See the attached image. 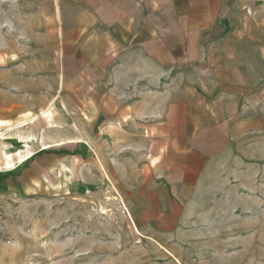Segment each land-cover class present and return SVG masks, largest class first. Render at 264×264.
Here are the masks:
<instances>
[{"label": "crops", "instance_id": "1", "mask_svg": "<svg viewBox=\"0 0 264 264\" xmlns=\"http://www.w3.org/2000/svg\"><path fill=\"white\" fill-rule=\"evenodd\" d=\"M68 1L64 98L96 121L86 183H110L156 264H232L262 238L264 124L226 44L244 30L217 25L264 0Z\"/></svg>", "mask_w": 264, "mask_h": 264}, {"label": "rangeland", "instance_id": "2", "mask_svg": "<svg viewBox=\"0 0 264 264\" xmlns=\"http://www.w3.org/2000/svg\"><path fill=\"white\" fill-rule=\"evenodd\" d=\"M67 8L68 0H0V150L15 159L30 137L34 152L0 171V264H156L153 241L144 239L110 183L100 182V192L86 183L95 168L80 162L85 145L77 141L86 140L87 130L94 137L96 121L84 105L64 98L56 28ZM235 8L238 14L217 28L244 30L226 44L232 62L246 64L239 71L248 79V103L264 124V2ZM23 120L28 124L8 130ZM240 251L232 264H264V214L261 242L248 239Z\"/></svg>", "mask_w": 264, "mask_h": 264}, {"label": "bare ground", "instance_id": "3", "mask_svg": "<svg viewBox=\"0 0 264 264\" xmlns=\"http://www.w3.org/2000/svg\"><path fill=\"white\" fill-rule=\"evenodd\" d=\"M35 120V118L34 117H31V118H29V120H28V122H33ZM28 122H26V120H23V121H21V122H19V123H17L16 124V126L14 127H9L8 128V130H12L13 128H19V127H21L23 124H28ZM15 130V129H14ZM3 133L2 132H0V135H2ZM30 137H27L26 138V140H25V143H24V145L23 146H25V150L24 151H21L20 153H18L17 154V158H12L8 153L6 154V160L2 163V164H0V171L1 170H3V169H5V171L6 170H9V169H12V168H14L15 166V160L17 161V162H19V163H23L24 162V160H26V159H28L29 157H31V156H33L34 155V152L33 151H31L30 149H29V145L27 144V142L30 140L29 139ZM61 144H63V142L62 141H58V142H56V144L55 145H61ZM42 145H43V148L44 149H49L50 147H51V145L50 144H46V143H43L42 142ZM42 147V146H41ZM2 151V150H1ZM16 168V167H15ZM66 168V167H65ZM105 173V172H104ZM103 212V211H102Z\"/></svg>", "mask_w": 264, "mask_h": 264}]
</instances>
